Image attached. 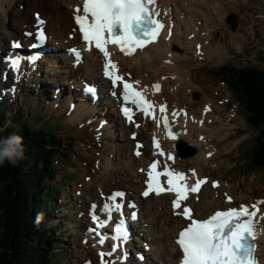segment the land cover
I'll list each match as a JSON object with an SVG mask.
<instances>
[{"label": "bare ground", "instance_id": "6f19581e", "mask_svg": "<svg viewBox=\"0 0 264 264\" xmlns=\"http://www.w3.org/2000/svg\"><path fill=\"white\" fill-rule=\"evenodd\" d=\"M76 1L77 0H34V3L38 7L37 9L43 13V16L45 18L48 19V29L61 41V44L59 46V51L61 52V54L64 53L65 44L73 43L75 41L79 42L78 36L75 37V41L72 42L70 40H65V38H68V33L74 26L72 9L70 7ZM225 1H230L229 5H226ZM16 2L17 0H0V40H3L4 38L1 37V33L3 32V30L4 32L6 29L7 31H11L9 32L10 34L8 37H10L11 35L13 38H18L22 35L24 24H32L34 22V18L32 17L33 19L31 20V16L27 15L26 17L16 18L15 21H12V19L9 20V22H11V25L13 24V22L17 23L16 26L6 25V18H3L2 15L5 12L11 11ZM29 2L32 1L29 0ZM160 2L162 10H166L169 13V20L173 22V25H176L174 34L171 37L170 41L167 42V36L163 35L156 44L150 45L143 51H138L134 57H117L118 59H120L117 62L118 69L124 73V76H126V74H136L135 70H138L139 79L142 81V83H144L143 79L149 80L151 79V77L157 75L156 77L159 78V82H162L161 92H163L162 94L165 96L167 94V89L169 88L170 83H172V85L169 89H173L175 92H180L181 90L188 87H194V90H198V85H196L195 82L192 81L193 78H197L198 75L194 74L195 72L192 73L188 69V63L186 61L189 56L187 52L189 50L192 51V48H194V44L202 37L200 31L199 34L198 32L195 33L196 27L198 25L197 22L200 19L199 17L204 18L205 21H208L210 18L215 20L216 16H222V14L231 6L233 0H160ZM215 2L217 4H215ZM262 12L264 13V9L262 10ZM215 22L217 23V26H219L222 20L219 19ZM10 28H14V30H10ZM200 29L201 32L204 31L202 28ZM195 34H197L196 37L192 36ZM0 44L3 47V43L0 42ZM182 50H185V52H183ZM204 50L205 53L206 51L211 52L213 50V46L204 47ZM219 51H221V47ZM51 61L52 63H50ZM54 64L59 65V68H55ZM50 65L52 66L51 68H49ZM44 66L49 70L48 75H50V78H52L50 82H56L55 77L59 76L62 80V85L66 83L69 85H74L77 81H79L80 84H83L84 80L95 79V84H101V90L105 92V90H107V82L112 80L110 77H106L103 75V64H100L99 54L96 51L87 53L86 62L79 65L78 67L73 66L71 61L67 57L62 58L59 61L49 59L48 61H44ZM100 73H102V75L104 76L103 78L100 77ZM42 75L37 77V75L35 74V76H29V78L25 80L23 79V74H20L19 83L23 82L28 87L30 86L28 82H32L34 84L37 83V86H39L41 83V79L43 78ZM168 75H170L171 77L167 79ZM199 84H201V89L204 88L205 97L209 98L211 84L206 83V77L204 75H200ZM220 85L224 86L222 85V83ZM120 90L121 89H119L118 91L119 94L123 95ZM105 95L107 96V93ZM208 101L211 100L209 99ZM20 109H23L21 108V105ZM30 109H28L27 111H30ZM78 110L80 111L77 115ZM112 111H114V109H112ZM38 112V110L33 109V111H30V115H33V113L37 114ZM207 113H209V110L204 113L203 118L207 117ZM23 114L25 115V112H23ZM83 114H85V109L81 104H78L71 115L74 116V118L77 120V125H85L90 128V126H88L85 121L87 120V118L91 117V115L86 114V117H83ZM105 114L109 115V118L111 120L110 124L114 125V129L116 132L113 133L111 125L105 127V135L101 139V141L102 143H105L103 140L107 139L108 146L105 147L104 156L99 158L101 160L99 165L100 169H96L94 173H90V175H92V179L90 181H87L86 184H83L81 196L75 195L74 200L77 204L76 210L74 211V216L76 217L78 226L82 230L77 229L78 231H73L74 233L83 231L84 226L87 223L86 215L81 218H79L77 215L83 210H88L91 201L101 199L99 189H102L104 192L114 188H126L131 193V197H136L138 188L142 187L141 182L143 180V174L138 173L137 168L144 163L145 158L149 153V149L146 148L144 155H142L141 157H135L132 153L134 148V141L131 140L128 136V132L130 131L131 127H128L117 114H115V117L111 116L109 111H106ZM211 114H213V112ZM218 121H223V119L218 118ZM63 122L66 124L65 132H69L71 130L72 124H70L68 118H64ZM188 122L189 127L187 129L178 124L174 125L178 133L177 139L174 141L185 140L190 145L197 147L198 153L189 158H181L177 153L174 164L176 166H196L199 169L200 173L204 174L205 172L200 165L211 162L212 158L214 157V155L211 158L206 157V146L213 142L216 147L217 145L220 147L219 143H221L222 140L214 139L212 141L210 137L212 135H215V133H213L212 135H207V138L210 140L209 142H207L205 134H207L209 130H213V128L208 123L204 125L203 129L199 128V126H203V124H205L204 120L197 118L196 121L195 117L193 116L188 120ZM96 124L97 122L93 123V126ZM150 128H152L151 123H147L144 127H141L139 129L138 138L148 139L149 136H147V132ZM231 129V127L224 126L222 131V136L226 141V152L224 153V157L228 156L231 153L233 146L237 143V139L232 137L233 133L230 132ZM11 130L13 131V129ZM119 130L121 133V137L113 140V137L117 135ZM61 134H63L65 136V140L69 142V137H67L63 132H61ZM3 136H6L5 133L3 134ZM202 136L204 137L202 142L198 141L199 137ZM117 140H120V142L115 143ZM174 141H171L172 145L170 146V148L172 149H174ZM207 150H209V148H207ZM86 151L88 152L90 150L86 149ZM115 151H117V155L116 161L115 163H113L110 160L109 156ZM105 159L108 163L103 166L102 162ZM217 159L219 160L218 157ZM198 165L200 166V168L198 167ZM93 166L95 168V163L93 164ZM87 174L88 173H86V175ZM103 177H105V179H103ZM254 181L255 180L250 181V184L254 183ZM222 183V186L217 188V190L211 189L209 185L203 187L200 192V201L193 202L196 209V215L205 217L216 208H222L232 205L223 202L222 191L225 189H229L230 187L226 186V182L224 180L222 181ZM78 188H76L75 191ZM249 189H252V187H249ZM216 193H219L218 197H216ZM254 197H264V195L261 194L258 189H256V192L254 194H252L247 189V193L243 194L242 196L235 194L236 199L234 202H241L244 200V198ZM170 198V195H161L159 197H149L147 199L139 200V205L141 206L142 213V225L144 226L145 223L144 229H142V231L146 233V237L142 239V242L147 241V238L150 237L152 240L151 243L153 245L150 252V254L152 255L151 260L148 264H153L154 261H156V264L157 262L161 263L160 260H156V257L158 256L164 261V264H177L178 262L180 252L178 251L174 243V237L177 234L178 228L185 225V222L181 217H174L172 215L173 212H171L170 209ZM83 234L87 235L88 233L82 232V235ZM140 246L141 248L132 247L129 251V254L138 257L140 264H145L149 256L143 249L142 243H140ZM158 250H161L160 255ZM133 251L135 254H133ZM260 253L262 256V264H264V237L261 241ZM76 254L77 264L81 263L88 257L94 258L95 263L97 262V256L94 248H92L90 245L81 244V239L78 243ZM144 257H146V259H144Z\"/></svg>", "mask_w": 264, "mask_h": 264}, {"label": "snow or ice", "instance_id": "6c2138e0", "mask_svg": "<svg viewBox=\"0 0 264 264\" xmlns=\"http://www.w3.org/2000/svg\"><path fill=\"white\" fill-rule=\"evenodd\" d=\"M154 2L155 0H83L82 6L74 10V19L78 30L82 33L83 40L90 47L94 43L97 49L109 57L107 45L118 44L122 52L130 55L137 48H142L145 44L155 41L164 26L160 20L153 19L149 11V5ZM37 19L39 20L38 14ZM39 23L44 22L39 20ZM106 33L110 34V38H106ZM40 36L44 38L43 31L40 32ZM20 46L15 42L13 44V47ZM8 59L12 69L19 72L23 58L10 56ZM117 72V65L109 59L105 65V74L112 79L114 84L123 81L124 100L131 101L146 115H153L155 118L153 102L147 100L142 91L137 90L132 83L125 81ZM159 87L158 84L155 85L156 90H159ZM12 91L15 89L13 88ZM88 91L92 92L94 89L89 88ZM160 111L163 113L165 106H161ZM123 113L129 120L132 119L131 108L124 107ZM164 124L168 126L167 117L164 118ZM168 135L173 140L177 139L170 128ZM155 147L161 149L158 140L155 141ZM160 154L164 155L162 150ZM168 159H174V156L169 155ZM159 167V161L150 165V170L147 172L148 189L143 195L148 196L150 192L159 194L162 191L176 194L173 206L174 209H181L176 214L190 221L177 238V244L182 251L181 264H258L254 256V218L259 211L257 205L252 206L256 210L251 212L247 205H242L239 209L233 207L216 211L209 218H193L192 209L186 206L182 208V204L188 199L190 193L199 192L206 181L197 179L195 184L190 186L184 172H176L167 166L160 171ZM161 176L167 177V188L162 186ZM214 186L218 185L214 184ZM122 195L123 193H116V197ZM227 199L230 201L231 197ZM258 203H264V201ZM114 207L119 211L121 205L117 203ZM106 210L111 212L112 206ZM99 226L104 227V224L100 223ZM115 233L116 240L127 239V230L124 225L118 224ZM107 238L106 235H102L99 243L103 244ZM118 246L114 245L113 251ZM111 255L112 252L100 253L101 258ZM124 258L126 259V254ZM104 264H113V262L105 261Z\"/></svg>", "mask_w": 264, "mask_h": 264}, {"label": "rangeland", "instance_id": "374dc122", "mask_svg": "<svg viewBox=\"0 0 264 264\" xmlns=\"http://www.w3.org/2000/svg\"><path fill=\"white\" fill-rule=\"evenodd\" d=\"M22 2V9L15 8L11 10L10 12L6 13L7 15V23H9L10 18L17 12L21 13V16H24L26 14H29L31 10L33 9L29 4L28 0H21ZM230 1H225L226 5H229ZM264 0H233V3L231 6L222 14V16H217L216 18L222 19V23L220 26H217V23H215L212 18H210L211 23L207 25V22L204 19V23L202 26H200V21L198 20L197 24L202 28L204 31L202 32V38L201 41H205L204 39L206 38L204 34H206V29L212 30L211 34V39L209 43L206 45V47L213 46V50L211 52L204 53V59L201 60V58H197L195 56V49L192 48V51H188V58H187V63H188V69L194 73L197 74L198 77L195 79V84L198 85L200 90H194L190 91L189 96H192L193 99H189L188 101L193 100L192 104V109H199V106L205 101L206 98H204V88H200V75H204L206 77V83L211 84L210 90L213 89L212 87V82L216 80V84H221L223 86V90H228L227 85L224 82L220 83V78H212L210 73V69H216L219 66L223 64H234L238 67H257V69H263L264 68V13L262 10L264 9ZM231 14H235L237 18V28L232 29L231 26L228 24L227 19L228 16ZM196 20V19H195ZM14 21V18H13ZM8 38L5 37V40ZM0 42L3 43V40L1 39ZM220 45V46H218ZM194 47V46H193ZM221 47V51L219 49ZM184 49V48H183ZM185 52V50H182ZM219 51V52H218ZM41 76V75H40ZM42 81L45 82L43 84V87L40 89L43 91V99L50 101V97L53 91L54 86L52 84H46V79L42 78ZM194 84V85H195ZM206 84V85H207ZM203 85V84H202ZM32 88L26 89V86L24 87L26 90L23 92V95L19 96V99L16 103L10 104L8 101L7 105L8 106H13V110L15 108H19V113L20 116H23V112H25V115L29 114L30 111H33V109L37 110L33 106V98L36 100L38 97V87L31 85ZM194 88V87H193ZM198 89V88H197ZM229 91V90H228ZM231 93V92H230ZM183 94V93H182ZM196 94L199 96L196 98ZM183 96V95H181ZM23 108L22 110L20 109ZM216 108L214 111H216ZM230 106L232 107L233 111H235L236 117L227 118L229 114H233L232 109L229 108ZM31 108V109H30ZM30 109V111H27ZM220 110H225L226 113H219L215 114L217 117L218 115L223 118V119H228L229 122L223 121H216L215 124L211 125L213 130H209L207 133L209 135H212L215 133V135H212L211 137L215 140L221 139L222 142L219 143L221 152L220 154L217 155L215 160L217 162H220V165H214L213 163H210L209 165L205 166V169L207 171H210L213 175L215 176H224V178L229 179L234 186H239L241 188H247L246 183L244 185V175L246 176L245 179L248 181L249 179V173L246 174V164L243 166L242 169V164L246 161H249L251 158V153L248 151L250 147L254 144V139L256 136V129L255 127L248 122L246 117L244 116V113L241 109L238 108L237 102L233 100L230 104L224 107H219ZM23 111V112H22ZM56 114H60L59 112H56ZM23 116L22 118L23 123H29L30 121L28 118H35V113L33 115H30L28 118L27 116ZM11 121H15L18 116L15 117H10ZM48 119L49 117L46 116L44 117ZM28 121V122H27ZM57 122V121H55ZM224 126L226 127H231V133H233V138L237 139V143L233 146V149L231 153L224 157V153L226 152V141L224 140L222 136V131ZM65 127L66 124L63 122V129L62 132L69 137V142L65 140V136L62 134L64 137V144L67 146L68 153H73V152H78L79 155L84 156V153L82 151V144L80 143L77 148H72L70 145L71 142H76L75 138L82 139L84 137H80L78 134L74 132L75 126L71 125V130L69 132H65ZM116 127V125H115ZM236 132V133H235ZM73 136V137H72ZM117 138L121 137L120 131L116 135ZM120 142V140H117L115 143ZM239 145V146H238ZM218 150L219 146L217 145ZM115 156L117 155V151H115ZM93 155H97L93 154ZM86 162L83 160H73L71 163L74 168L66 165V159L63 160V162H60L59 164L56 165V170L60 171V174L57 176V178H62L64 175H69L68 179L65 180V182L68 184L69 187V192L64 193L63 195L59 196V200L62 201H67V205L61 207V219L64 223L67 224V226H71V222L68 219V217H71L74 219L73 215H70V206L73 205V196L75 195V186L76 182L78 179L80 180L81 177L83 176L81 169L84 167H88V160H89V155H86ZM69 159V157H66ZM225 159V162H222V160ZM116 161V160H115ZM236 162L239 163L240 165L236 167ZM235 169V170H234ZM234 170V171H233ZM249 169L247 170V172ZM258 171V175H261L260 180L262 183H264V169L257 167L256 169L253 170V172ZM236 176H231V174ZM241 172V175L239 173ZM73 174V175H72ZM258 175H255L252 180H255L254 183L249 184L256 186L260 189H264V184L260 185L258 182ZM73 180V181H72ZM72 193V194H71ZM61 203V201H59ZM72 213H74V210L72 208ZM66 214V215H64ZM73 230L71 229L69 232V237L72 236L71 233ZM75 240L72 241V246L70 247V253L68 257H66V264H74V254H73V247L77 243V236H73Z\"/></svg>", "mask_w": 264, "mask_h": 264}, {"label": "trees", "instance_id": "16d2710c", "mask_svg": "<svg viewBox=\"0 0 264 264\" xmlns=\"http://www.w3.org/2000/svg\"><path fill=\"white\" fill-rule=\"evenodd\" d=\"M217 74L228 82L258 130L248 167L264 169V68L224 65ZM0 120V128L5 131L3 134L18 131L24 137L26 146L23 160L15 165L6 162L0 166V264H52L67 250L55 251L63 240L56 238L47 224L40 227L36 218L39 206L41 211H45L46 195L52 197L45 191L48 185L41 189L43 173L48 169L46 157H43L45 148L36 139L38 130L28 126L18 130L16 124L8 127L3 114H0ZM43 183L46 184L45 181Z\"/></svg>", "mask_w": 264, "mask_h": 264}, {"label": "clouds", "instance_id": "9594fccd", "mask_svg": "<svg viewBox=\"0 0 264 264\" xmlns=\"http://www.w3.org/2000/svg\"><path fill=\"white\" fill-rule=\"evenodd\" d=\"M25 151L24 137L19 133L12 132L0 138V166L6 162L13 165L17 164L24 159Z\"/></svg>", "mask_w": 264, "mask_h": 264}, {"label": "water", "instance_id": "95a60500", "mask_svg": "<svg viewBox=\"0 0 264 264\" xmlns=\"http://www.w3.org/2000/svg\"><path fill=\"white\" fill-rule=\"evenodd\" d=\"M228 22L231 24L232 28H236V17L231 15L228 19ZM178 149L180 150L179 153L182 157L184 156H191L193 153H195V149H191V151L187 152V144L185 142H181L178 145Z\"/></svg>", "mask_w": 264, "mask_h": 264}]
</instances>
